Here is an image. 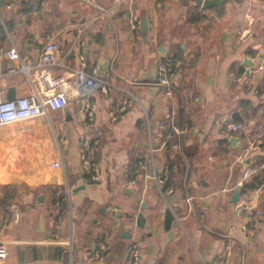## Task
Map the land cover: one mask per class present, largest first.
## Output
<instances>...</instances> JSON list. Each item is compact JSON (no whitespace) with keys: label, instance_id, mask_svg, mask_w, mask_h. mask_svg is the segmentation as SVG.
<instances>
[{"label":"crops","instance_id":"obj_1","mask_svg":"<svg viewBox=\"0 0 264 264\" xmlns=\"http://www.w3.org/2000/svg\"><path fill=\"white\" fill-rule=\"evenodd\" d=\"M89 1L0 0V84L7 99L10 92L11 100L32 92L24 73L8 72L21 62L7 52L15 47L34 65L52 38L66 55L58 74L83 70L106 82L95 94V127L104 136L92 157L97 180L80 159L79 138L87 130L81 94L49 118L0 130V236L11 240L3 264H124L132 242L140 245L141 264H212L229 238L230 264H264V184L248 187L264 173V100L254 95L264 86V69L254 72L264 62L248 58L264 59V0L211 8L198 0ZM169 55L181 60L175 99L157 83L158 61ZM124 100L131 104L120 110ZM224 117L242 129L223 134ZM172 122L189 127L181 149L163 146ZM261 133L250 161L237 162ZM62 157L65 166L54 167ZM248 168L253 173L246 178ZM164 170L169 180L158 184L153 176ZM240 182V200L232 202ZM4 186L14 190L6 204ZM13 210L22 214L20 225ZM102 243L108 256L90 261L87 252Z\"/></svg>","mask_w":264,"mask_h":264},{"label":"built area","instance_id":"obj_2","mask_svg":"<svg viewBox=\"0 0 264 264\" xmlns=\"http://www.w3.org/2000/svg\"><path fill=\"white\" fill-rule=\"evenodd\" d=\"M89 1V0H83ZM92 2H86L91 4ZM133 28L140 30V20L138 17L132 19ZM7 56L10 60L20 61L21 64L18 67H11L9 73L21 72L24 73L31 84L32 92L28 95L21 96L14 100L7 99L5 97L6 91L0 84V130L11 126L13 124L27 122L39 117L49 118L50 111H58L65 108L69 103V98L77 97L81 94L83 97V112L86 117V127L80 134V159L85 167L92 172L91 178L93 180L98 179L96 168L92 157L95 155L96 150L99 148L104 136L95 127V115L97 109V102L95 101V94L100 88L106 86V82L97 77L96 74H88L83 70H76L69 75H62L57 73V68L66 67L65 58L61 52L60 45L57 40L49 39L39 51L38 61L34 65L25 64L17 49L11 48L7 52ZM252 61H262L258 54L248 56ZM83 59V58H82ZM181 60L177 56H164L158 61V79L157 83L160 86L166 88V96L170 99L176 98V89L174 78L178 73ZM249 69V74L252 72ZM264 69V63H261L258 69L254 72ZM248 74V75H249ZM250 81V75L247 82ZM254 95L256 98L264 100V86L262 89H255ZM131 104L130 101L124 100L120 105V110L125 109ZM111 119L115 121L117 119V113L111 112ZM243 127L241 122H236L230 117H224L220 121L219 128L225 135L237 132ZM188 126H180L175 123H171L166 127L167 137L164 145H171L174 148L181 149L182 137L188 132ZM263 133L258 134L256 138L248 145V147L242 149L236 157V161L241 164H246L251 153L258 148L259 139ZM186 160V158H184ZM56 168H62L65 166L63 157L61 160L53 163ZM253 173L251 168H248L245 172L246 178L250 177ZM158 184L167 183L169 180L168 170H164L163 173L153 176ZM239 185L242 187L243 182ZM172 188L166 186L165 191L171 192ZM70 193V188L68 189ZM191 197H188V201ZM12 218L16 225H20L22 214L18 210L12 211ZM248 226H243V230L246 231ZM11 244V240L6 237L0 236V264L6 262L8 257V246ZM108 256V247L105 243H102L98 249H92L87 252V257L90 261H103ZM233 256V244L229 238L224 245L222 251L214 259L212 264H230ZM141 248L139 243L132 242L128 246L126 260L124 264H141Z\"/></svg>","mask_w":264,"mask_h":264},{"label":"water","instance_id":"obj_3","mask_svg":"<svg viewBox=\"0 0 264 264\" xmlns=\"http://www.w3.org/2000/svg\"><path fill=\"white\" fill-rule=\"evenodd\" d=\"M225 1L226 0H198L197 3L202 5L203 8H211V7L223 5ZM146 25H147L146 17H143V19H142V27H143V29H144V27H146ZM245 63L248 64V65L250 64L248 62H245ZM101 70L104 71L105 68L102 67ZM102 77H105L104 73H103ZM10 95L11 96H8V99H12V95H14V93L10 92ZM233 118L235 120L236 119L242 120V118H241V116H240V114L238 112H235L233 114ZM230 141L233 144V146H236L237 138L231 137ZM249 161L250 160H248L247 162H249ZM241 193H242L241 186H237L235 188L233 194H232L231 201L232 202H238L240 200ZM42 198H43V196L39 197L40 200ZM144 206H145V202H142L141 204L137 205L135 209H136V211H139V209H143ZM127 216L130 219H133L135 215L134 214H127ZM172 218H173L172 213L170 211L167 212V214H166L167 227H168V224L172 223ZM135 220H136L137 226L142 227V228L145 226L146 220H145V218H144L142 213H140V212L136 213V219ZM32 227H33V221L30 219L29 228L31 229Z\"/></svg>","mask_w":264,"mask_h":264},{"label":"trees","instance_id":"obj_4","mask_svg":"<svg viewBox=\"0 0 264 264\" xmlns=\"http://www.w3.org/2000/svg\"><path fill=\"white\" fill-rule=\"evenodd\" d=\"M217 11H218V14H220V15H222L223 12H224L222 9H218ZM198 16L199 15H195L194 18L196 19V18H198ZM261 162H262V160H261ZM255 180H256V182L254 184H251V183L248 184V187L251 188V187H255V186L264 184V173H262V175L261 174H257V176L255 177ZM1 187H3V186H1ZM4 187L6 189H9V191L5 193L6 196L4 197V200H3L4 204H6L7 203V199L13 197L12 195L14 193V190L10 186H4ZM8 205H10V204H8Z\"/></svg>","mask_w":264,"mask_h":264},{"label":"rangeland","instance_id":"obj_5","mask_svg":"<svg viewBox=\"0 0 264 264\" xmlns=\"http://www.w3.org/2000/svg\"><path fill=\"white\" fill-rule=\"evenodd\" d=\"M5 229V226H4V224H1V226H0V234H3V230ZM68 246H70V245H68Z\"/></svg>","mask_w":264,"mask_h":264}]
</instances>
